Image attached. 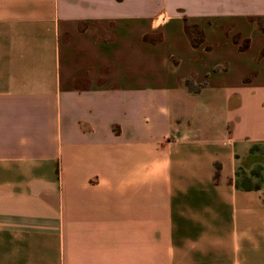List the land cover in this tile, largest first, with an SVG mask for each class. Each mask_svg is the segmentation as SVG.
Returning <instances> with one entry per match:
<instances>
[{
    "label": "crops",
    "instance_id": "obj_1",
    "mask_svg": "<svg viewBox=\"0 0 264 264\" xmlns=\"http://www.w3.org/2000/svg\"><path fill=\"white\" fill-rule=\"evenodd\" d=\"M249 17L264 0H0V264H264Z\"/></svg>",
    "mask_w": 264,
    "mask_h": 264
},
{
    "label": "trees",
    "instance_id": "obj_2",
    "mask_svg": "<svg viewBox=\"0 0 264 264\" xmlns=\"http://www.w3.org/2000/svg\"><path fill=\"white\" fill-rule=\"evenodd\" d=\"M251 24L256 25L259 30L264 34V17H249L247 19ZM184 30L190 41V44L193 47L201 45L204 41L203 30L197 24H191L184 18ZM146 39V37H144ZM233 42L237 43V37H233ZM249 40H245L239 44V50H244L247 48ZM261 55L264 56V48L261 52ZM220 67L216 66L215 70H218ZM185 86L189 91H198L200 88L205 86V83L196 84L193 79L189 76L185 79Z\"/></svg>",
    "mask_w": 264,
    "mask_h": 264
},
{
    "label": "rangeland",
    "instance_id": "obj_3",
    "mask_svg": "<svg viewBox=\"0 0 264 264\" xmlns=\"http://www.w3.org/2000/svg\"><path fill=\"white\" fill-rule=\"evenodd\" d=\"M264 178V172L262 173H259V177H255L254 179H258V180H261Z\"/></svg>",
    "mask_w": 264,
    "mask_h": 264
}]
</instances>
